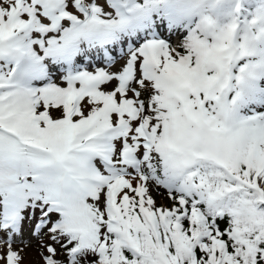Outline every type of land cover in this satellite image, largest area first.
Instances as JSON below:
<instances>
[{"label":"snow or ice","instance_id":"6c2138e0","mask_svg":"<svg viewBox=\"0 0 264 264\" xmlns=\"http://www.w3.org/2000/svg\"><path fill=\"white\" fill-rule=\"evenodd\" d=\"M0 264H264V0H0Z\"/></svg>","mask_w":264,"mask_h":264},{"label":"rangeland","instance_id":"374dc122","mask_svg":"<svg viewBox=\"0 0 264 264\" xmlns=\"http://www.w3.org/2000/svg\"><path fill=\"white\" fill-rule=\"evenodd\" d=\"M29 258H31V257H29Z\"/></svg>","mask_w":264,"mask_h":264}]
</instances>
